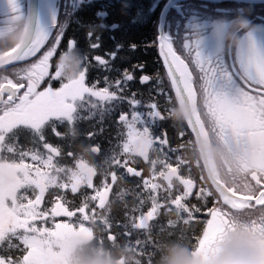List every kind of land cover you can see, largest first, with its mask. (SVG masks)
<instances>
[{
  "label": "snow or ice",
  "instance_id": "6c2138e0",
  "mask_svg": "<svg viewBox=\"0 0 264 264\" xmlns=\"http://www.w3.org/2000/svg\"><path fill=\"white\" fill-rule=\"evenodd\" d=\"M95 2L71 0L64 5L65 19L58 21L61 7L58 0H27L26 5L23 0H3L6 17L0 25L14 17H24L30 22L33 39L0 58V175L6 173L10 177L9 183L0 182V264H57L49 251L51 245L72 237L90 241L100 248L120 246L137 258V264H154L148 248L159 245L152 239L150 222L161 215H171L174 219H169L166 226L176 228L181 222L189 225L193 220L198 221L197 213L204 216L202 232L187 245L193 249L194 256L207 264L214 245L234 229V216L264 209V28L254 35H244L238 50H227L222 41L202 45L193 39L192 29L207 27L216 17L232 19L237 15H247L252 24L264 25V0H233L230 7L220 6L219 0H201L199 4L189 0H150L147 8L140 5L130 23L145 24L156 16L152 23L170 88L165 91L159 86L163 82L158 80V91L147 103L137 98V92L125 94L129 83L136 79L133 72L125 69L122 78L115 80L105 76L104 87L98 88L99 81L87 82L90 59L78 47V41L69 38L66 50H61L73 18L79 27L88 29L85 42L91 50L101 47V37L93 39L95 28L114 32L121 27L115 22L105 23L109 15L105 9L111 4L94 12L92 21H82L76 15ZM177 43L181 45L179 49L174 46ZM114 47L115 50L105 53L107 58L95 55L91 59L110 70V60L117 59L123 45L116 43ZM128 47L135 51L137 46L132 43ZM58 50L59 57L72 52L79 54L82 65L75 79L66 80L61 75V67L52 63ZM133 67L143 69L142 64ZM52 81L59 82V87H54ZM150 81L147 74L139 78L141 85ZM159 95L166 98L168 108L161 110L155 98ZM174 102L189 110L187 119L179 124V135L184 137L185 130L190 129V138L179 148L169 147L168 152L179 153L180 148H190L196 153V160L177 154L173 162L167 153L162 159L150 160V150L160 153L169 144L167 133L154 135L153 128L158 121L171 118ZM124 103L129 111H121L117 120L118 127L122 126L121 143L106 159L109 170L103 174L99 186L93 184L96 169L82 158L74 167L62 166L55 159L62 152L48 142V130L57 137H75L76 122L95 116L96 112L90 109L100 110L103 116ZM84 111H89V116H82ZM64 124L69 128L62 134L58 127ZM21 130L28 133L30 143L41 145L46 152L22 147ZM93 135L88 133L89 138ZM156 144L160 147L154 148ZM197 144L203 146L199 151ZM204 149L215 150L227 173L233 172L228 163L232 161L241 179L226 184L215 161L209 164ZM89 150L96 153L99 147L92 146ZM67 155L73 156V153ZM133 156L149 163L150 178H144L141 170L130 166ZM193 165L199 169L198 178L190 175ZM182 167L188 176L182 174ZM127 176L140 178L137 184L144 195L134 193L139 203L131 213L138 215L126 212L125 221L115 225L120 229L117 233L112 230L114 224L108 215L109 193L113 185ZM161 180L165 182L163 185L158 182ZM81 187L92 189L94 194H81L83 199L79 205L71 204L67 193L61 191L70 189L76 194ZM161 188L163 197L159 195ZM49 189L56 191L46 201ZM125 194L118 195L123 198ZM193 197L201 203L191 204ZM146 203L145 211L142 209ZM57 217L67 220L57 221ZM248 227L264 244V215L251 219ZM96 228L104 235L94 236ZM118 236L124 238L123 244L118 243ZM105 240L110 242V247L105 246ZM13 250L19 254H13Z\"/></svg>",
  "mask_w": 264,
  "mask_h": 264
},
{
  "label": "trees",
  "instance_id": "16d2710c",
  "mask_svg": "<svg viewBox=\"0 0 264 264\" xmlns=\"http://www.w3.org/2000/svg\"><path fill=\"white\" fill-rule=\"evenodd\" d=\"M150 0H96L92 7H86L83 11L78 12L76 15L82 21H92L94 20V12L101 9V7L105 4H111L112 6L107 7L105 10L108 11L109 15L106 20V24L110 25L112 23H118L121 27L116 31H111L107 28L97 27L94 29V37L100 36L101 47L95 50H91L88 47V44L85 42V34L87 33V28H81L75 22V18L69 21V25L66 29V34L64 38V43L61 44V50H66V41L69 38H75L78 41V47L83 49L89 56L90 65L89 72L87 74V82L94 83L99 81L100 83L97 85L98 88L104 87V77L107 76L110 80H115L117 78H122V73L125 69L134 73L135 81L130 82L128 88L126 90V95L131 92H137L138 99H141L142 102H149L153 96H155L156 91H158V87H164L165 91H170L168 84V77L165 68L163 67V63L161 57L158 54V46H157V33L153 26L152 21L156 19V16L153 15L151 20L145 24H137L133 25L130 22L134 19L135 14L140 5H143L147 8ZM194 4H199L201 1H189ZM71 3V0H65V4ZM64 4V5H65ZM128 5V7H125ZM225 6H233V0L231 2L225 1ZM159 12V9H157ZM64 13L59 18V21H63ZM219 17H216V19ZM235 18V17H234ZM232 18V19H234ZM205 29V27H204ZM201 34L204 36L205 33L203 31ZM115 37V39H112ZM120 43L123 45V48L118 52L117 59L115 61L110 60V70L108 68H104L99 66L95 60L91 58L95 55H100L105 57L106 52H110L115 50V44ZM136 44V50L131 51L129 49L130 44ZM202 45L204 43L200 42ZM178 49L181 47L179 43L174 45ZM59 57V50L57 56L53 58L52 63H57ZM61 57H65L62 55ZM67 57H77L79 58V54L76 52L67 53ZM107 58V57H105ZM143 65V69L139 67H133L134 65ZM61 67V75L65 70V66L63 64L58 65ZM142 74H147L151 77V81L149 84L141 85L139 83V78ZM161 80L162 85H157V81ZM54 87H59V82L52 81L51 82ZM174 96V94H173ZM160 105L161 110L168 108L169 105L166 102V98L163 95H159L155 97ZM140 111H144L143 108L139 109ZM95 111L96 114L91 119H81L75 124V128L77 130V135L72 137L71 135H66L64 137H57L53 135L51 130L46 132V137L49 143L53 146H57L61 149L62 155L60 157L55 158L62 166L65 167H74L75 163L79 159H83L88 165L94 167L96 169V175L93 177L94 186H99L103 179V174L109 170L108 165L106 164V159L111 155L112 150L116 147L118 143H121L119 134L122 131V126L117 125L118 115L121 111L127 112L129 111V106L127 103H124L120 107L115 108L111 112H106L101 116L100 110H89ZM89 111H84L81 113L82 116H89ZM177 112H181L179 110L177 102H174V106L170 113L169 119L165 121H158L157 126L153 128L154 135H161V133H167V139L169 144L164 146L162 152L158 153L156 151H149V159L156 160L162 159L164 157V153H167L173 162L176 160L177 154L183 156L185 159L190 161L196 160V153L192 152L191 149L186 150L184 148L179 149V153L168 152V148H179L181 144H186L189 137V129L185 130V136L180 137L179 132L181 128L179 127L180 120L177 116ZM69 125L64 124L58 127V131L62 134L68 132ZM126 131V130H125ZM88 133H95L91 138H89ZM19 144L28 149L34 148L40 152H46V150L39 148L38 144L33 145L29 142L28 134L21 130ZM38 149H37V147ZM92 146H98L99 151L93 153L89 150ZM154 148L160 147L158 144L153 146ZM197 149V146H195ZM43 150V151H42ZM73 153V156H68L67 153ZM27 163H32L30 159H26ZM130 166L136 168L137 170L142 171V175L144 178H150V165L146 161L143 160L142 157L133 156L131 157ZM160 165L157 164V170H159ZM120 171H123L122 169ZM181 172L183 175L188 176L189 173L185 168L182 167ZM192 178H198L200 175L199 169H197L194 165L191 167ZM140 178L127 176L124 181L118 182L116 185H113L111 192L109 193V204L110 211L108 215L110 216L114 227L113 231L119 233L120 229L115 227L118 223H123L125 221V213L128 212L133 215H138V213H131V209L134 205H138L139 197L135 194L144 195L143 190L138 187L137 182ZM161 185H163L164 181H158ZM199 186V184L197 185ZM56 189H49V194H46L45 200L51 198V193L55 192ZM67 193V199L71 202V204L79 205L83 199L81 194L93 195L94 192L92 189H88L86 187H81L79 192L73 194L70 189L61 190ZM175 191V190H174ZM120 192H125L126 194L123 198L119 197ZM159 195L163 197L165 195L163 188L159 190ZM193 205L200 204L201 202L197 199L190 198L189 201ZM148 204L146 203L142 210H147ZM97 211H101L97 209ZM199 217V220H193L189 225H184L182 222L177 225L176 228H168L167 221L169 219H174L171 215H161L158 220L150 222L153 224L152 228V239L155 242V245H159L162 247L164 243H168L171 241L180 240V243L191 245V242L194 240L195 235H198L202 232V221L204 216L202 213L196 214ZM75 218H73L74 220ZM57 221H66L67 218L57 217ZM39 224V221H36ZM162 226L163 230H162ZM95 234L99 238L104 235L100 231L99 228L95 229ZM135 238V237H134ZM141 239H144V236H140ZM124 238L118 236V243L123 244ZM105 246L110 247V242L105 240ZM156 246L150 245L148 251L153 254V261L159 258V251ZM121 249L128 258V264H133V258L135 257L132 253L128 252L125 248L117 246L115 249ZM113 249V250H115ZM52 252H57V249L51 248ZM13 254H19L16 250H13ZM123 264V262H122Z\"/></svg>",
  "mask_w": 264,
  "mask_h": 264
},
{
  "label": "clouds",
  "instance_id": "9594fccd",
  "mask_svg": "<svg viewBox=\"0 0 264 264\" xmlns=\"http://www.w3.org/2000/svg\"><path fill=\"white\" fill-rule=\"evenodd\" d=\"M261 26L254 25L247 19V15L235 18L224 32L223 39L227 50H238L243 43V36L255 34ZM221 30L216 29L219 38ZM33 39L30 32V22L24 17H14L9 23L0 26V57L13 48H19ZM63 64L65 70L62 76L66 80L75 79L81 70L82 60L77 57H59L57 65ZM179 120H185L183 112H177ZM220 178L231 185L241 177L236 174L235 167L232 173L226 168L217 165ZM264 215V209L254 212H245L234 216L235 227L228 232L223 240L214 245L213 254L209 255L207 264H264V244H261L257 233L249 230L251 219H258ZM94 236H97L94 233ZM180 240L164 243L158 248L159 258L155 264H205L199 256L193 255V249ZM58 255L53 257L57 264H128L127 255L119 248L113 250L100 248L94 243L79 237H72L61 242L57 249ZM137 264V258H133Z\"/></svg>",
  "mask_w": 264,
  "mask_h": 264
},
{
  "label": "flooded vegetation",
  "instance_id": "af4514ba",
  "mask_svg": "<svg viewBox=\"0 0 264 264\" xmlns=\"http://www.w3.org/2000/svg\"><path fill=\"white\" fill-rule=\"evenodd\" d=\"M23 2L25 3V5L27 4V0H23ZM64 4H65V1L63 2L62 6L60 8V12H59L58 18H60L61 15L64 13ZM220 6H225V2H221ZM5 17H6V9L3 7V0H0V21H2ZM237 17H241V15L235 16V18H237ZM62 18L64 20L65 16H63ZM235 18L234 19H227L226 17H222L221 16V17H219L217 19L214 18V19L210 20L208 22V24H207L209 26L203 30V33H205L204 37L206 38V43L214 42V41H222L223 44L225 45V42H224V39H223V34L229 28L230 22H234ZM5 24H7V23H5ZM223 25H227V27L225 28V27H223ZM0 26H2V25H0ZM260 26L262 28H264V25H260ZM217 28H219L221 30V35H220L219 38L217 36H215L216 34L214 33ZM225 48H226V45H225ZM64 56L67 57V54H65ZM38 146H39V148H42L41 145L38 144ZM37 149H38V147H37ZM228 163L231 164L232 167H235V165H234V163L232 161H228ZM219 165H221L222 167H225L224 162L219 161ZM3 175H0V182L5 183V184L9 183L10 182V177L7 174H6L5 177Z\"/></svg>",
  "mask_w": 264,
  "mask_h": 264
},
{
  "label": "rangeland",
  "instance_id": "374dc122",
  "mask_svg": "<svg viewBox=\"0 0 264 264\" xmlns=\"http://www.w3.org/2000/svg\"><path fill=\"white\" fill-rule=\"evenodd\" d=\"M64 1H65V0H58V4H60V6H62V4H63ZM60 2H61V3H60ZM60 8H61V7H60ZM59 12H60V9H59V11H58V16H59ZM58 21H59V18H58ZM208 26H209V25H207V27H208ZM207 27H205V28H207ZM216 27H217V26H216ZM203 30H204V27H203V28H193V29H192V32H193V39L196 40V41H199V42H202V43L206 44V38L201 34V32H202ZM214 33L216 34V31H215ZM215 36H216V35H215ZM44 86H45V85L42 84V85H41V88H43ZM93 99H95V98H93ZM213 152H214V158H215V161H216L217 165L219 164V161L223 162V161L220 159V157L216 154L215 150H213ZM3 176L5 177V176H6V173H5ZM3 176H2V177H3ZM42 206H43V205H42ZM60 244H61V242H54V243L51 245L49 251H50L52 257L57 256L58 253H56V252H52V251H51V248H52V250H53V249H58L59 246H60Z\"/></svg>",
  "mask_w": 264,
  "mask_h": 264
},
{
  "label": "water",
  "instance_id": "95a60500",
  "mask_svg": "<svg viewBox=\"0 0 264 264\" xmlns=\"http://www.w3.org/2000/svg\"><path fill=\"white\" fill-rule=\"evenodd\" d=\"M189 1H197V2H199V1H201V0H189ZM224 1H231V0H219V4H220L221 2H224ZM33 2H36V0H33ZM157 46H158V44H157ZM158 54H159V57H161V56H160V53H159V48H158ZM0 58H2V57H0ZM161 60H162V63H163V58H162V57H161ZM163 67L165 68L164 64H163ZM165 70H166V68H165ZM166 73H167V70H166ZM177 104H178L179 110H181V112L184 113V115H185V117H186V119H187V117H188V115H189V110L186 109V108H185L182 104H180L179 102H177ZM189 131H190V129H189ZM196 146H197V151H199V150L203 147L201 144H197ZM204 151L206 152V155H207V157H208L209 164H211V163L213 162V160L215 161L213 149H204ZM215 164H216V166H217L216 161H215Z\"/></svg>",
  "mask_w": 264,
  "mask_h": 264
},
{
  "label": "bare ground",
  "instance_id": "6f19581e",
  "mask_svg": "<svg viewBox=\"0 0 264 264\" xmlns=\"http://www.w3.org/2000/svg\"><path fill=\"white\" fill-rule=\"evenodd\" d=\"M232 1V0H231ZM231 1H229V2H231Z\"/></svg>",
  "mask_w": 264,
  "mask_h": 264
}]
</instances>
